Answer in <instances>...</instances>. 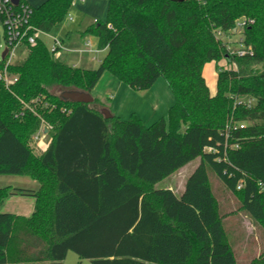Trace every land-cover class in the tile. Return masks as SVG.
<instances>
[{
  "label": "trees",
  "instance_id": "16d2710c",
  "mask_svg": "<svg viewBox=\"0 0 264 264\" xmlns=\"http://www.w3.org/2000/svg\"><path fill=\"white\" fill-rule=\"evenodd\" d=\"M71 4L34 6L33 25L52 31ZM86 33L108 48L98 68L72 65L40 40L13 65L17 82L0 80V174L40 182L0 186V264H64L70 250L95 264H238L209 168L239 195V210L264 223V0H108ZM240 41L243 55L231 52ZM106 71L138 90L164 78L174 95L167 117L107 118L99 99L55 92L91 93ZM43 120L52 137L39 153L30 139ZM198 157L180 193L156 187ZM13 194L34 196V212L1 211ZM249 264H264V251Z\"/></svg>",
  "mask_w": 264,
  "mask_h": 264
},
{
  "label": "rangeland",
  "instance_id": "374dc122",
  "mask_svg": "<svg viewBox=\"0 0 264 264\" xmlns=\"http://www.w3.org/2000/svg\"><path fill=\"white\" fill-rule=\"evenodd\" d=\"M36 1V0H35ZM72 0V4L60 24L41 35L42 40L49 48L52 47L54 37L62 39L63 48L56 53L70 64H78L80 67L96 69L100 62L105 57L107 51L100 50L97 47V37L95 34L82 33L96 20H103L107 14L108 0ZM36 4V2H33ZM73 16L74 20L69 17ZM1 42H4L3 32L1 31ZM222 38L237 41L240 38V32L234 34L233 38L227 35H221ZM91 40L92 46H86L85 42ZM238 43L233 42V48H236ZM236 46V47H235ZM87 48H94L92 51H87ZM89 52V53H88ZM28 55V48L20 46L17 48L14 56V62L22 63ZM221 64L229 67L226 60H222ZM217 74L215 62L211 61L205 65V75L209 90L212 94L217 89ZM159 82H155L150 90H138L131 87L126 81L119 79L110 71H106L98 83L91 91V95L100 101L93 104L96 107H104L109 111L119 115L123 119H129L133 113H136L142 118L145 124H151L156 119L168 115V110L174 102L173 93L164 78H159ZM64 88L57 87L55 92L61 93ZM52 135L42 136L41 142L50 143ZM45 148L39 146V152ZM201 158L198 157L177 171L156 184L157 188L169 187L180 193L186 185V181L190 174L200 164ZM19 175V174H14ZM0 174V183L9 184L16 178L31 179L28 175L20 174ZM12 177V178H10ZM209 177L211 185L221 203V211L226 213V228L231 235V240L234 243L238 264H249V262L259 256L264 251V223L256 221L246 212H241L240 197L237 193L230 191L218 175L209 168ZM17 181V180H16ZM31 181H33L31 179ZM29 184V183H27ZM3 206L1 207V211ZM64 264H95L91 259H81L79 255L70 250Z\"/></svg>",
  "mask_w": 264,
  "mask_h": 264
},
{
  "label": "built area",
  "instance_id": "2783aa9c",
  "mask_svg": "<svg viewBox=\"0 0 264 264\" xmlns=\"http://www.w3.org/2000/svg\"><path fill=\"white\" fill-rule=\"evenodd\" d=\"M204 1V0H198ZM34 13V6L27 1L19 0L16 3L14 0H0V80L7 86L15 84L18 80V75L12 69L14 62V56L17 48L29 45H36L42 40L41 35L46 33L42 29L36 27L32 23V16ZM72 19V16L69 17ZM253 22L252 19L246 18L237 22L239 31L243 30L248 24ZM1 31L3 32L4 42H1ZM218 35H222L219 31ZM242 41V39H241ZM238 48L231 50L240 55L246 53L248 48L241 43ZM86 46L91 47L90 40L85 42ZM63 48V41L57 37H54L51 50H59ZM87 51H92L94 48H87ZM97 51V50H96ZM244 124H241L243 127ZM52 125L43 120L40 128L32 135L30 144L34 147L35 151L39 152V145L42 136H48L51 134L50 129ZM242 185H239V188Z\"/></svg>",
  "mask_w": 264,
  "mask_h": 264
},
{
  "label": "crops",
  "instance_id": "0c3cea01",
  "mask_svg": "<svg viewBox=\"0 0 264 264\" xmlns=\"http://www.w3.org/2000/svg\"><path fill=\"white\" fill-rule=\"evenodd\" d=\"M26 1L29 2L31 5L36 7V6H39L40 4H42L46 0H36V1L35 0H26ZM86 1L87 0H82L81 2H86ZM33 2H36V4H34ZM107 6H108V3H107ZM71 20H74L73 16H72ZM82 36L84 37L85 34L82 33ZM100 50L108 51V48H104V49H99L98 48L97 52L100 51ZM73 65L79 66L78 64H73ZM84 68H86V67H84ZM204 75H205V67H204ZM217 76H218V74H217ZM205 77H206V75H205ZM158 80H157V82H159ZM153 86H154V84H153ZM168 86H169V84H168ZM152 87H150V88H152ZM150 88H148L147 90H150ZM39 146L41 148H45L46 149L47 146H48V143L41 142ZM39 153H41V151ZM8 175H10V174H8ZM14 176H21V175L19 174V175H14ZM29 177L33 181H31V179H22V178H24L23 176H21V177H13V178H16L17 181L15 180L13 182H9V184H1L0 183V186H2V185H13V186L31 187V188H34V189H38L40 187V182L37 179H35V178L31 177V176H29ZM10 178H12V177H10ZM27 183H29V184H27ZM35 205H36V198L34 196L13 194V195H10V196H8L6 198L5 202L2 205L3 206V210L2 211L3 212H12V213H17V214L29 216V215H31L34 212Z\"/></svg>",
  "mask_w": 264,
  "mask_h": 264
},
{
  "label": "water",
  "instance_id": "95a60500",
  "mask_svg": "<svg viewBox=\"0 0 264 264\" xmlns=\"http://www.w3.org/2000/svg\"><path fill=\"white\" fill-rule=\"evenodd\" d=\"M16 3L19 0H14ZM60 95L64 99L72 100L75 102H82V103H92L95 100V97L91 95L90 92L79 90V89H64ZM102 111L104 112L105 116L111 117V112L107 108H103Z\"/></svg>",
  "mask_w": 264,
  "mask_h": 264
}]
</instances>
